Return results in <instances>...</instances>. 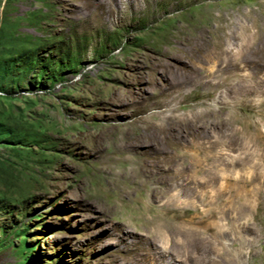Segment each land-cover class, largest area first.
Instances as JSON below:
<instances>
[{
  "label": "rangeland",
  "instance_id": "374dc122",
  "mask_svg": "<svg viewBox=\"0 0 264 264\" xmlns=\"http://www.w3.org/2000/svg\"><path fill=\"white\" fill-rule=\"evenodd\" d=\"M193 197L212 264H264V0H0V264H197Z\"/></svg>",
  "mask_w": 264,
  "mask_h": 264
},
{
  "label": "bare ground",
  "instance_id": "6f19581e",
  "mask_svg": "<svg viewBox=\"0 0 264 264\" xmlns=\"http://www.w3.org/2000/svg\"><path fill=\"white\" fill-rule=\"evenodd\" d=\"M234 45V44H233ZM240 46L244 47L243 43ZM237 47V45H235ZM233 46V49H235ZM231 51V44L229 45ZM232 87L235 88L236 86L242 85L244 83L245 78H241L236 74L232 75ZM243 79V80H242ZM244 86V85H243ZM204 117H206V113H199L192 116L195 122L201 121ZM236 119L231 121V124H235ZM150 140L145 139L143 144L150 145ZM194 149L189 154V161L194 164L196 168L199 170L201 169V164L209 162L210 159V152L212 150V145H210L207 149H205L204 153L201 152V147L194 144L192 146ZM152 148L150 147V150ZM120 152H126L125 148L120 145L118 147ZM189 151L188 149L183 152V154ZM148 152V150L146 151ZM145 155L144 153H137L134 152L133 156H128V162L131 164L129 170H125L124 173L122 171V177H127L131 179H137L138 182L142 185H149V196L154 199H160V197L164 196L167 191L168 184L161 180V177L157 175H161V172L166 173V170L162 166H151L141 162V157ZM186 155V154H185ZM191 188L189 187L187 190V196L190 195ZM172 205L175 204L174 196L172 200ZM202 205V210L198 211L191 219L185 222V229H184V244L181 246L183 250V256L186 259H190L195 261L197 264H212L213 263V254H214V247L213 242L217 241L218 239H222L228 234H230L233 230L232 227H228V229H224V227L216 222L218 212L214 210L216 203L211 200L209 207L206 208V201L193 197L191 202L189 203L190 206L197 209V203ZM161 208H169L168 202L161 205ZM240 217H245L246 211L240 210L239 213ZM259 218H255L254 222H259ZM188 226V228H186ZM253 236L258 237L261 234L259 229H255L253 227L249 228L248 230ZM258 235V236H257ZM206 236L210 237V240H206ZM212 239V241H211ZM218 243V242H217ZM240 244H246L242 242ZM264 246V243H263ZM223 249L226 251L228 250L227 247L223 246ZM242 252H240L241 256Z\"/></svg>",
  "mask_w": 264,
  "mask_h": 264
}]
</instances>
